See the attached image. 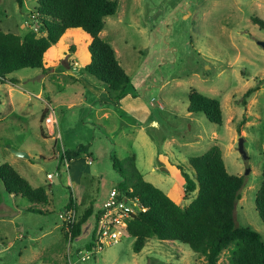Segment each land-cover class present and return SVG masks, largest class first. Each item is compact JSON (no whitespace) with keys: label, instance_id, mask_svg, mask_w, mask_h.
I'll return each instance as SVG.
<instances>
[{"label":"rangeland","instance_id":"rangeland-1","mask_svg":"<svg viewBox=\"0 0 264 264\" xmlns=\"http://www.w3.org/2000/svg\"><path fill=\"white\" fill-rule=\"evenodd\" d=\"M116 1L99 37L130 78L119 101L85 71L89 36L80 28L66 30L43 70L22 68L7 76L17 83H0V164L44 187L49 198L31 203L5 192L0 181V264H207L188 245L155 237L135 253L128 233L84 261L76 249L90 242L94 214L121 180L112 156L122 162L134 156L143 179L183 207L195 192L184 194L178 165L192 175L189 157L213 145L228 173L243 177L236 223L264 240L254 203L264 182V48L258 43L264 31L251 21L264 20V0ZM35 5L0 0V29L41 35L29 18ZM192 88L220 101L221 124L187 110ZM45 110L56 119L53 130L41 120ZM239 138L247 160L238 151ZM70 197L75 219L92 210L75 238L66 236ZM229 254L222 251L219 264H230Z\"/></svg>","mask_w":264,"mask_h":264},{"label":"trees","instance_id":"trees-1","mask_svg":"<svg viewBox=\"0 0 264 264\" xmlns=\"http://www.w3.org/2000/svg\"><path fill=\"white\" fill-rule=\"evenodd\" d=\"M15 1L19 6L23 5V0ZM35 2L29 18L36 21L41 35L29 31L21 37L0 29V83L6 80L17 83L16 78L7 76L22 68L43 70L52 46L58 44L66 30L80 28L89 36V61L85 64V71L103 84L111 100L119 101L123 98L130 78L116 59L112 46L99 37L104 27V18L116 13L117 1ZM251 21L264 31L263 19L253 16ZM71 49L74 50V47ZM258 89V85L249 88L244 97ZM187 110L202 113L212 123H222L220 101L193 88L188 93ZM46 113L45 110L41 120ZM188 163L192 175L180 165L178 168L184 178V194L195 192V196L186 206L181 207L160 188L143 179L135 166L134 156L131 155L124 162L112 156V167L121 175V180L115 186L120 191L131 190L128 195L136 196L145 208L126 226L125 234L128 233L134 239L133 251L140 252L149 239L155 237L188 245L194 252L201 254L207 264H219V256L224 250H229L230 264H264V240L261 235L249 227L238 225L235 220V206L240 198L243 177L228 173L221 150L216 145L189 157ZM0 181L8 194L20 195L35 204L48 202L44 187H33L6 162L0 164ZM254 203L264 223V182L255 194ZM70 208H75L71 197L66 205V209ZM97 212L94 214L95 220ZM91 214L92 210L88 209L78 219L68 223L66 236H78L81 226Z\"/></svg>","mask_w":264,"mask_h":264},{"label":"built area","instance_id":"built-area-1","mask_svg":"<svg viewBox=\"0 0 264 264\" xmlns=\"http://www.w3.org/2000/svg\"><path fill=\"white\" fill-rule=\"evenodd\" d=\"M35 30H38V24L35 25ZM75 62L74 64H76ZM55 119L50 114L45 116L44 124H49L55 127ZM65 164L68 167V162L65 158ZM87 164L91 163V159L85 158ZM47 177L51 180L52 175L49 173ZM129 190L128 192H130ZM128 192L120 191L116 186L111 187L98 208L97 218L95 220L91 240L84 248H77L76 253L80 261L92 258L95 254L100 252L105 245H111L119 241L120 237L125 234L126 226L139 212L144 211L145 208L140 204L136 196L128 195ZM60 217L64 218L62 214ZM66 229L67 224L75 220L74 209H68L66 212Z\"/></svg>","mask_w":264,"mask_h":264},{"label":"water","instance_id":"water-1","mask_svg":"<svg viewBox=\"0 0 264 264\" xmlns=\"http://www.w3.org/2000/svg\"><path fill=\"white\" fill-rule=\"evenodd\" d=\"M258 43L264 48V41H259ZM11 151L15 154V156L25 157V158L29 157L28 154L24 151H17V150H11ZM238 151L244 160L248 159V156H247L246 151L244 149V139L243 138H239V140H238Z\"/></svg>","mask_w":264,"mask_h":264},{"label":"crops","instance_id":"crops-1","mask_svg":"<svg viewBox=\"0 0 264 264\" xmlns=\"http://www.w3.org/2000/svg\"><path fill=\"white\" fill-rule=\"evenodd\" d=\"M54 119H55V117H54ZM56 120V119H55ZM45 125V124H44ZM55 126H56V121H55V124H54ZM45 128H49V129H51V130H53L55 127H52V126H50L49 124H47V126L45 125ZM44 132V131H43ZM45 133V132H44ZM48 135H49V133H48Z\"/></svg>","mask_w":264,"mask_h":264}]
</instances>
